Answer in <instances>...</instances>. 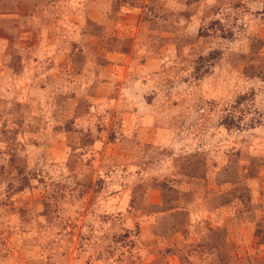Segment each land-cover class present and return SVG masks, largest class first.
<instances>
[{
	"label": "rangeland",
	"instance_id": "rangeland-1",
	"mask_svg": "<svg viewBox=\"0 0 264 264\" xmlns=\"http://www.w3.org/2000/svg\"><path fill=\"white\" fill-rule=\"evenodd\" d=\"M0 264H264V0H0Z\"/></svg>",
	"mask_w": 264,
	"mask_h": 264
}]
</instances>
